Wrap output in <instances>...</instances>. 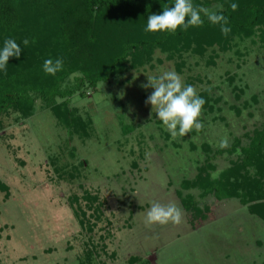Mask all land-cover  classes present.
Segmentation results:
<instances>
[{"label":"rangeland","instance_id":"obj_1","mask_svg":"<svg viewBox=\"0 0 264 264\" xmlns=\"http://www.w3.org/2000/svg\"><path fill=\"white\" fill-rule=\"evenodd\" d=\"M194 3L210 12L229 7L228 0ZM223 38L210 23L202 54L192 47L169 59L157 50L145 67L58 100L87 137L68 131L39 100L29 119L12 111L0 117L7 188L0 189V264H264V222L249 210L256 202L242 190L203 196L196 184L200 171L211 176L239 164L241 148L264 129V26L248 38ZM170 69L209 105L203 129L176 139L147 103L153 89L142 87ZM78 78L62 90L76 89ZM241 175L259 180L254 168ZM187 198L199 212L183 208ZM153 201L176 203L182 223H146Z\"/></svg>","mask_w":264,"mask_h":264},{"label":"trees","instance_id":"obj_2","mask_svg":"<svg viewBox=\"0 0 264 264\" xmlns=\"http://www.w3.org/2000/svg\"><path fill=\"white\" fill-rule=\"evenodd\" d=\"M173 2L0 0V45L7 38H14L18 43L25 38L30 40L20 58H10L6 73H0V117L12 111L19 114L20 119H29L35 101L39 100L68 131L87 137L85 124L73 115L65 102L57 104L58 100L73 96L84 86L91 88L108 83L126 70L145 67L152 62L157 50L167 54L169 59L189 52L192 47L195 54L204 52L201 39L210 26L208 20H204L201 27L175 33L144 30L150 15L161 13L162 6L169 4L171 7ZM233 2L239 5L236 11L231 9ZM228 4L223 14L229 21L231 32L224 36V44L234 36L248 38L256 28L264 26V2L228 0ZM48 58H62L63 71L55 76L47 75L43 64ZM72 75L80 76L77 88L62 90ZM205 101L203 108H208L206 98ZM241 152L244 155L241 162L221 172L219 179L213 180L203 170L198 174L196 184L200 183L203 196L218 198L237 196V191L242 190L250 203L256 202L249 208L250 212L261 216L264 222V202L261 203L264 201V185L259 181L264 178V129L256 131L250 144L241 148ZM251 168L259 172V180L241 175ZM182 186L189 189L191 185L187 182ZM0 189L7 192L2 184ZM181 204L187 211H198L188 198L181 199Z\"/></svg>","mask_w":264,"mask_h":264},{"label":"clouds","instance_id":"obj_3","mask_svg":"<svg viewBox=\"0 0 264 264\" xmlns=\"http://www.w3.org/2000/svg\"><path fill=\"white\" fill-rule=\"evenodd\" d=\"M171 7L167 6L160 14L150 15L145 26L146 32L175 33L177 30L187 31L190 27H201L204 24L202 14L207 16L208 22L220 25L221 34L227 36L231 32L229 21L223 12H210L194 3V0H174ZM239 5L231 3L232 11ZM34 43V41H31ZM30 44L25 38L18 43L14 38H7L0 45V73H6L10 58L19 59ZM23 45V47L21 46ZM62 58H48L44 61L43 70L47 75L55 76L63 71ZM148 83L144 88L153 89L147 103L155 107V116L169 132L172 139L183 137L193 129L201 131L204 127L200 120L205 99L198 94L197 89L186 84L182 76L175 70L162 71L158 75L147 77ZM229 141L225 137L220 140L219 147L225 149ZM220 172H213L211 178L219 179ZM183 212L176 203L164 204L153 201L146 216V223L167 225L182 223Z\"/></svg>","mask_w":264,"mask_h":264}]
</instances>
